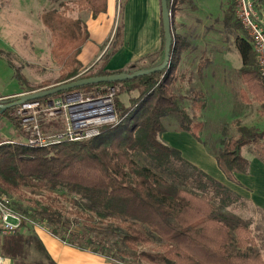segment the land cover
Segmentation results:
<instances>
[{
    "label": "trees",
    "instance_id": "obj_1",
    "mask_svg": "<svg viewBox=\"0 0 264 264\" xmlns=\"http://www.w3.org/2000/svg\"><path fill=\"white\" fill-rule=\"evenodd\" d=\"M106 1L75 3L80 12L96 18L106 11ZM179 2L167 0L170 15ZM224 20L236 34L241 98L247 104L249 95L264 112V79L250 39L235 15L234 0ZM41 22L51 35V55L61 67L57 83L128 75L159 66L163 60L164 44L157 60L146 66L131 64L112 73L99 69L77 77L83 71L77 57L88 40L84 21L69 17L63 8L44 12ZM184 45L183 38H173L169 64L162 72L70 91L100 86L116 90L117 122L102 127L98 136L45 148L0 145V196L24 218L14 234L0 238L1 259L12 264H56L36 234L41 228L73 249L112 263L264 264L248 226L217 212V202L220 206L231 202V191L161 140L166 132L163 121L175 115L177 130L200 142L203 122L199 116L207 109L206 97L192 92L189 112L181 107L177 94L184 76L178 73L177 58ZM133 92L136 95L128 104L120 100ZM236 134L217 153L211 152L230 182L248 172L245 147L255 148L257 160L264 164V129L240 126ZM137 155L149 162L140 164Z\"/></svg>",
    "mask_w": 264,
    "mask_h": 264
},
{
    "label": "rangeland",
    "instance_id": "obj_2",
    "mask_svg": "<svg viewBox=\"0 0 264 264\" xmlns=\"http://www.w3.org/2000/svg\"><path fill=\"white\" fill-rule=\"evenodd\" d=\"M210 6H212V3L208 2L206 7L211 8L218 15V3L215 2L212 7ZM63 8H66L67 15L74 19L86 21L87 16L90 15L86 11L80 12L75 0H0V46L3 49V54H0V95L26 94L62 84L57 83L61 75V67L51 55V35L41 22V15L46 11ZM262 10L264 17V5ZM85 14L88 15L86 16ZM117 20L118 27L117 29L115 28L112 35V39L115 38V46L118 45V40L122 33V23H124L123 16L120 13V5ZM213 22V24H207L206 33L210 35L211 42L218 39L221 40V43H212L209 46L214 51V57L218 59V57L221 58L224 55L230 60V64L231 62L233 64L236 62L240 65L241 58L234 46L236 34L234 32L228 33L219 23ZM148 64L149 60L144 62L142 66ZM186 67L188 70H184V73L182 72L184 76L179 84L180 90L177 94L181 107H184L189 112H191L192 102L190 96L192 92L202 91L201 93L206 96L207 109H204L199 116L200 121L203 122V128L199 134L200 142L197 145L203 147L208 156L213 158L211 152L217 153L226 140L236 137L237 127L246 126L264 129V112L256 102L251 100L249 95L247 96L250 102L244 103L241 98L243 85H241L234 67L233 69H227L220 65H215L212 71H198L191 65ZM184 69H186L185 66ZM86 73V70H81L77 77ZM178 73L180 74L181 72L178 71ZM203 74L206 79L214 76L216 80L221 79L224 82L222 87L219 88L217 83L214 87L218 89L219 95H221L219 99L213 97L210 88H208L209 85H202L201 87ZM109 88V86H100L97 90ZM27 90L32 91L26 92ZM114 91V94H116L115 89ZM209 91L210 93L208 94ZM78 92L84 94L83 96L97 93L94 89ZM135 95V92L128 95L123 94L120 96V100L124 104H128L130 97H135ZM163 122L166 132L174 133L177 131L175 125V122L179 123L177 116L167 117ZM20 140L22 141L21 137L13 130L10 121L6 117H1L0 143ZM162 142L169 146L165 140ZM175 143L178 144L177 148L179 147L183 152L187 151L189 141L179 139ZM175 150L181 154L179 149ZM190 150L192 152L193 146H191ZM256 153V149L252 146L243 149V156L249 161L250 166L246 178L242 177V175H237L234 177V182L226 181L218 168H215L216 170L214 171L212 167L211 169L207 167V170L201 169V171L221 182L231 191L232 196L229 199L231 202L226 206H220L217 202V212L245 223L256 240L257 251L264 258V172L257 164L259 161L256 158ZM136 160L140 164L149 162L140 155L136 156ZM252 180L254 181L251 182ZM254 192H256V195ZM45 250L51 257L46 248ZM60 261L61 263L59 262V264H92L75 262L67 257L60 259ZM106 262L105 264L112 263Z\"/></svg>",
    "mask_w": 264,
    "mask_h": 264
},
{
    "label": "crops",
    "instance_id": "obj_3",
    "mask_svg": "<svg viewBox=\"0 0 264 264\" xmlns=\"http://www.w3.org/2000/svg\"><path fill=\"white\" fill-rule=\"evenodd\" d=\"M208 2L212 3V6L215 2L218 3V15H216L211 8L206 7ZM231 2L232 0H180L177 4V7L171 14V34L172 38H183L186 44L177 58V70L181 72L180 75H184L183 71L188 70L186 66L189 65L194 66L198 71H212L215 65H220L227 69H233L234 67L238 75L241 63L240 65L236 62H234V64L231 62L230 64V60L224 55L216 59L214 57V51H212L209 46H211L212 43L219 44L221 40L216 37L218 40L211 42L210 35L206 33L207 24H213V21L219 23L228 33H232V30L227 27L224 20V13ZM119 5L124 23H122V33L118 40V45L115 46V38L112 39V35L115 28L117 29L118 27L117 16ZM263 5L264 3L258 0L256 10L264 24ZM88 14L85 15L87 16ZM84 23L88 32V40L81 48L77 59L82 69L84 71L86 70V72L101 69L112 73L131 64L142 67L143 63L147 60H149V63L151 60H157L162 45L164 44L160 0H107L106 11L96 18H92L91 15H88ZM0 54H3L1 46ZM184 66L186 69H184ZM202 79L203 84H201V87L202 85H209L208 88H210L213 97L219 99L221 95H219L218 89L214 87L217 83L220 88L224 82H222L221 79L216 80L214 76L206 79L204 74ZM209 93L210 91L208 94ZM17 95L20 94L17 93L8 96L0 95V98H10ZM179 139L189 141V145L187 144L188 149L187 151L185 150L186 152H183L179 147L177 148L178 144L175 142H178ZM161 140L168 142L169 146L174 149H179L181 151V156L200 170H207V167L209 169L212 167L215 171L218 168L215 159L208 156L203 147L197 145L199 142L195 141L185 132H180L178 130L174 133L164 132L161 136ZM191 146H193L194 150H192V152L190 150ZM257 164L264 172V164L260 161L257 162ZM222 176L228 181L223 174ZM242 177L246 178V175H242ZM253 181L254 180L251 182ZM254 194L256 195V192H254ZM36 234L56 264H59V262L61 263L60 259L64 257L75 262L92 264L107 263L105 259L99 256L78 251L61 243L44 229H36ZM1 264L12 263L7 259H2Z\"/></svg>",
    "mask_w": 264,
    "mask_h": 264
},
{
    "label": "built area",
    "instance_id": "obj_4",
    "mask_svg": "<svg viewBox=\"0 0 264 264\" xmlns=\"http://www.w3.org/2000/svg\"><path fill=\"white\" fill-rule=\"evenodd\" d=\"M257 1L234 0L235 15L250 39L260 75L264 79V24L256 10ZM96 91L97 93L85 96L80 92H68L44 102L29 101L4 111L0 118L6 117L10 121L11 127L22 141L2 142L0 145L21 143L30 148H45L98 136L102 127L115 124L117 118L114 110V89ZM20 95L0 98V107ZM23 219L0 196V238L14 234Z\"/></svg>",
    "mask_w": 264,
    "mask_h": 264
},
{
    "label": "water",
    "instance_id": "obj_5",
    "mask_svg": "<svg viewBox=\"0 0 264 264\" xmlns=\"http://www.w3.org/2000/svg\"><path fill=\"white\" fill-rule=\"evenodd\" d=\"M160 7H161L163 37H164V55H163L162 63L159 66H156L151 69L139 70L128 75L113 74L109 76L91 77V78L78 79L76 81H68L46 90L26 93L14 98L7 105L0 107V116L4 113V111L11 109L12 107L21 105L25 102L41 100L60 93H68L70 91L82 87L118 83V82L135 79L137 77L164 71L169 64L173 38L171 34V15L168 10L167 0H160Z\"/></svg>",
    "mask_w": 264,
    "mask_h": 264
}]
</instances>
